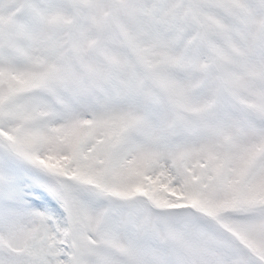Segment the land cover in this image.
<instances>
[{"label": "snow or ice", "instance_id": "snow-or-ice-1", "mask_svg": "<svg viewBox=\"0 0 264 264\" xmlns=\"http://www.w3.org/2000/svg\"><path fill=\"white\" fill-rule=\"evenodd\" d=\"M0 264H264V0H0Z\"/></svg>", "mask_w": 264, "mask_h": 264}]
</instances>
